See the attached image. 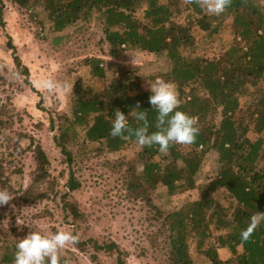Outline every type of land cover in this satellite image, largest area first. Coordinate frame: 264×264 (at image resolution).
I'll return each mask as SVG.
<instances>
[{
    "label": "trees",
    "instance_id": "trees-1",
    "mask_svg": "<svg viewBox=\"0 0 264 264\" xmlns=\"http://www.w3.org/2000/svg\"><path fill=\"white\" fill-rule=\"evenodd\" d=\"M13 2L26 10L43 4L52 33L91 21L99 22L102 27L101 42L106 43L109 60L106 56L87 58L82 67L89 71L90 78L107 80L110 77L109 84L97 90L78 80L74 84L72 117L57 116L58 122L51 120L52 127L56 126L58 131L54 142L68 168L73 164L69 147L78 139L84 147L105 148L110 153H119L136 144L132 136L109 135L113 112L117 109L127 116L130 127H135L132 112L139 104L148 114L149 130H156L155 112L148 102L150 92L140 85L133 70L119 64L118 58L126 52L164 56L170 68L167 78L177 85L179 109L196 118L199 133L191 144H172L166 153L159 152L158 146L136 144L139 147L136 158L142 165L140 184L130 182L128 190L134 194L141 189L138 195L146 196L148 202L147 189L159 186L168 197L190 191L200 196L197 201H185L179 211L167 216L158 230L159 235H166L169 264H194L191 243H195L196 250L209 264H264V220L256 216V223L251 222L254 214L264 213V96L247 107L251 111L252 130L258 135L255 140L249 137L251 125L239 119L238 114L242 109L241 98L250 88L258 91L264 78V0H230L220 15L206 14L197 0ZM139 10L143 15L136 18ZM3 11L0 0V23L4 26ZM182 12H191L184 24L175 21ZM226 19H231L230 27L244 46L233 45L212 59L184 51L185 47L194 45L193 30L198 29L206 38L213 39L219 35L222 20ZM8 39L7 47L12 50L17 71L28 77V69L21 64L11 38ZM26 83L30 84L28 78ZM217 115L219 122H216ZM32 151L33 182L24 195L34 194L33 188L46 184L48 187L34 198H26V202L48 198L52 183L46 153L39 145ZM212 154L216 157V170L209 174L205 167ZM1 178L0 171V184ZM66 187L68 191L61 196V202L76 223L83 215L77 204L69 201L70 193L80 188L72 171ZM220 191L226 197L219 198ZM226 201L230 202L228 206ZM210 239L214 242L206 243ZM89 243L97 251H115L117 264H125L126 252L117 244H98L92 239ZM15 244L3 245L0 264H13ZM77 244V249L84 250L88 242ZM220 250H226L230 257L221 259Z\"/></svg>",
    "mask_w": 264,
    "mask_h": 264
},
{
    "label": "rangeland",
    "instance_id": "rangeland-1",
    "mask_svg": "<svg viewBox=\"0 0 264 264\" xmlns=\"http://www.w3.org/2000/svg\"><path fill=\"white\" fill-rule=\"evenodd\" d=\"M1 1L5 24L0 23V189H7L12 198L0 205V252L3 245L16 243L31 231L50 235L64 230L77 235L78 242H88L84 250L77 249L78 242L65 246L60 256L67 264H117L115 251H97L91 247L90 239L98 244H117L126 252L125 264H169L166 235H159L158 230L167 216L179 211L185 201L199 200L198 193L190 191L168 197L164 188L159 186L147 189L148 202L146 196L138 195L141 189L134 194L129 191L127 186L130 182L140 184L142 165L136 158L139 151L136 144L119 153H110L105 148L84 147L78 139L69 147L73 154L70 169L54 142L58 131L56 126L52 127L51 120L58 122L57 116L72 117L74 84L83 80L85 84L102 90L110 82V77L107 80L90 78L89 71L82 67L83 60L87 58H108L106 43L101 42V25L97 21L85 25L77 23L61 33H52L43 4L26 10L13 0ZM190 13L182 12L175 21L186 23ZM142 15V10L135 13L136 18ZM230 20H222L220 33L213 39L206 38L204 32L198 29L193 30L194 45L192 48L185 47L184 51L212 59L233 45L244 46L234 35ZM8 36L16 48L19 61L28 69V77L17 71L12 50L7 47ZM118 62L133 70L146 90L148 79L161 77L170 81L167 78L170 68L164 56L126 52L118 58ZM26 78L30 84L26 83ZM47 80L55 83L67 81L73 87L68 93L56 89L49 91L45 87ZM172 84L178 97L177 85ZM262 96L264 78L258 91L250 88L247 95L241 98L239 119L251 125V140L258 135L252 130L251 111L247 107ZM219 120L217 115L216 122ZM36 145L41 146L48 157L52 183L48 198L26 202V198H34L35 194L45 192L48 187L47 184L42 185L32 189L34 194L24 195L33 182L35 161L32 150ZM215 158L212 154L205 167L209 174L215 173ZM70 171L80 184V188L69 196V201L77 204L83 215L76 223L61 202V196L68 191L66 181ZM142 186L147 187L145 184ZM217 196L222 198L226 194L220 191ZM224 203L228 206L230 202ZM160 216L162 218L159 219ZM208 242L212 243L214 239ZM191 252L194 264H209L196 250L195 243H191ZM219 256L226 260L230 254L220 250Z\"/></svg>",
    "mask_w": 264,
    "mask_h": 264
},
{
    "label": "clouds",
    "instance_id": "clouds-1",
    "mask_svg": "<svg viewBox=\"0 0 264 264\" xmlns=\"http://www.w3.org/2000/svg\"><path fill=\"white\" fill-rule=\"evenodd\" d=\"M197 3L206 14L220 15L229 6L230 0H197ZM147 85L150 92L148 102L155 112L153 127L156 130H149L148 114L137 104L132 112L136 126L130 127L127 116L117 109L113 112L109 135L120 138L132 136L137 145L158 146L161 153H166L172 144H191L198 135L199 128L196 126L195 117L179 109L174 85L161 77L148 79ZM45 87L49 91L56 89L68 93L73 85L67 81L55 83L47 80ZM11 198L7 189H0V205L8 203ZM256 216L264 220V213L257 212L251 218L253 224L256 223ZM77 242V235L69 231L57 230L50 235L31 231L16 242L13 264H67L61 260L60 253L66 245Z\"/></svg>",
    "mask_w": 264,
    "mask_h": 264
}]
</instances>
